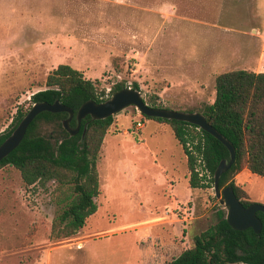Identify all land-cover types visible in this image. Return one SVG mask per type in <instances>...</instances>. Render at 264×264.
Wrapping results in <instances>:
<instances>
[{"label":"rangeland","instance_id":"374dc122","mask_svg":"<svg viewBox=\"0 0 264 264\" xmlns=\"http://www.w3.org/2000/svg\"><path fill=\"white\" fill-rule=\"evenodd\" d=\"M60 64L104 96L111 89L108 99L116 84H137L149 106L200 113L221 73L264 72V0H0V134L29 112ZM97 168V212L54 243L64 209L58 183L26 186L20 171L1 167L0 264H168L227 212L213 188H190L171 126L134 107L114 116ZM247 189L264 205L262 177Z\"/></svg>","mask_w":264,"mask_h":264},{"label":"trees","instance_id":"16d2710c","mask_svg":"<svg viewBox=\"0 0 264 264\" xmlns=\"http://www.w3.org/2000/svg\"><path fill=\"white\" fill-rule=\"evenodd\" d=\"M47 88L32 96L33 104L59 100L74 111L71 126L76 128L77 112L85 102L103 103L105 91L98 92L95 84L83 73L68 64H60L47 77ZM116 84L113 93L124 89ZM132 89L139 90L134 84ZM216 96L212 104L200 111L208 123L235 148L232 167L221 177L220 189L232 186L237 198L248 207L253 202L249 193L234 179L244 169L264 179V72L234 70L221 73L215 81ZM154 108L164 107L151 103ZM25 113L19 112L12 130L0 134V145L13 133ZM69 117L66 112L39 114L27 129L21 144L0 162V168L13 166L20 171L26 186L46 185L55 181L62 191L64 209L52 224L50 240L61 242L77 235L89 217L98 210L100 194L97 163L104 137L113 124L114 116L93 120L90 116L81 123L75 136L63 128ZM142 117L169 124L176 140L187 157L191 189L213 188L214 174L222 160H230L229 150L212 135L199 127L182 121ZM53 123L50 133H43L40 123ZM198 140L195 143V140ZM192 143V149L189 146ZM197 153L198 155H196ZM201 158L206 177L197 171ZM263 228L260 234L253 229L234 230L226 221V211L219 210L218 222L197 235L193 245L168 264H264V214L259 212Z\"/></svg>","mask_w":264,"mask_h":264},{"label":"water","instance_id":"95a60500","mask_svg":"<svg viewBox=\"0 0 264 264\" xmlns=\"http://www.w3.org/2000/svg\"><path fill=\"white\" fill-rule=\"evenodd\" d=\"M128 107H134L139 113L151 118H161L168 120H176L196 125L202 131L212 135L219 140L230 152V160H222L214 174V192L216 198L220 199V204L225 207L226 221L236 231H244L253 229L256 234H260L263 228L261 219L258 213L264 214V205L252 203L248 207L244 206L237 198L232 186H227L220 189V180L234 164L236 151L234 146L213 126H211L206 117L198 112H178L169 109H158L149 106L139 90L132 88H124L112 95L110 99L103 103H97L89 100L82 104L79 108L76 118L78 126H71V121L74 118V111L62 104L59 100L53 104L41 102L33 104L29 112L13 131V133L0 145V162L8 157L23 141L27 129L34 119L43 112L62 113L66 112L69 117L62 124L63 128L70 134L75 136L79 133L81 123L84 119L90 116L93 120H105L115 116Z\"/></svg>","mask_w":264,"mask_h":264},{"label":"crops","instance_id":"0c3cea01","mask_svg":"<svg viewBox=\"0 0 264 264\" xmlns=\"http://www.w3.org/2000/svg\"><path fill=\"white\" fill-rule=\"evenodd\" d=\"M184 151V150H183ZM253 174L248 170V169H244L241 173H239L237 176H236V182L237 184L241 185L246 191L248 190L247 189V186L250 182V180L253 178ZM256 176V175H255ZM242 177H245L244 179H242ZM188 180H189V177H188ZM248 192V191H247ZM251 200V199H250ZM252 201V200H251ZM169 217V215L167 216Z\"/></svg>","mask_w":264,"mask_h":264},{"label":"built area","instance_id":"2783aa9c","mask_svg":"<svg viewBox=\"0 0 264 264\" xmlns=\"http://www.w3.org/2000/svg\"><path fill=\"white\" fill-rule=\"evenodd\" d=\"M128 88H132V87L128 86ZM110 90H111V89L108 90L106 96H103V97H102L103 99H108V98H109ZM137 125H138L139 128H142V127H143V123H142L141 121H139ZM199 130H201V129L199 128ZM188 146H189L190 150H193L192 147H191L190 145H188ZM195 154L198 155L197 153H195ZM199 166H202L203 169H202L201 171L204 172V174H203V173L200 171V169L198 168ZM196 168H197V171L199 172V175H200L201 177H203V176L206 177V173H209L208 171H206V170L204 169V164H203L201 158L198 159V161H197V167H196ZM205 180H206V179H205Z\"/></svg>","mask_w":264,"mask_h":264}]
</instances>
